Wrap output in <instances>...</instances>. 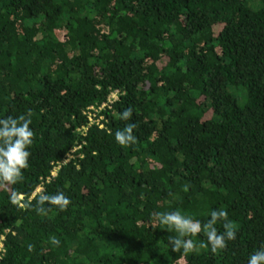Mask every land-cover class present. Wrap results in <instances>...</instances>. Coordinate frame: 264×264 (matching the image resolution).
Listing matches in <instances>:
<instances>
[{"label": "trees", "instance_id": "trees-1", "mask_svg": "<svg viewBox=\"0 0 264 264\" xmlns=\"http://www.w3.org/2000/svg\"><path fill=\"white\" fill-rule=\"evenodd\" d=\"M20 114L35 138L0 184V264H247L264 245V0H0V118ZM38 186L71 204L11 202ZM220 208L238 231L216 253L154 226Z\"/></svg>", "mask_w": 264, "mask_h": 264}, {"label": "clouds", "instance_id": "clouds-1", "mask_svg": "<svg viewBox=\"0 0 264 264\" xmlns=\"http://www.w3.org/2000/svg\"><path fill=\"white\" fill-rule=\"evenodd\" d=\"M133 116L131 106L125 108L120 113L122 120H130ZM32 123L31 116L20 114L17 116L8 115L0 118V184L14 185L23 180L24 169L29 167V157L31 155L29 148L32 146L35 133L30 127ZM136 123H129L123 129L115 132V140L121 146L135 144L137 137L134 135ZM187 188V186H185ZM11 202L21 209L35 208L38 214H47L49 208L45 205L56 206L61 211L66 210L71 204L64 192L58 191L54 195L45 194L41 189H37L32 199L36 201L33 206L31 201L21 202L22 198L18 197L15 192L12 193ZM156 221L154 226H163L169 232H175L176 235L168 237V244L173 252L184 253L194 252L198 248H207L211 246V251L216 253L227 247L228 241H234L237 238V227L229 219L228 212L223 208L212 210L210 219L203 225L200 220L193 219L189 215L182 214L180 211L156 212L153 213ZM218 221L222 222L223 232H218L216 227ZM201 232L207 237V243L199 244L191 238ZM49 242L54 246H59L61 241L56 236H50ZM28 251L34 250V245L29 244ZM247 264H264V245L251 253Z\"/></svg>", "mask_w": 264, "mask_h": 264}, {"label": "built area", "instance_id": "built-area-1", "mask_svg": "<svg viewBox=\"0 0 264 264\" xmlns=\"http://www.w3.org/2000/svg\"><path fill=\"white\" fill-rule=\"evenodd\" d=\"M115 93H116V91H112V92L108 95V101H109V102H110L112 99H115V97H116ZM90 109H91V106L88 107V110H90ZM88 112H89V111H88ZM69 157H71V154H67V158H66L65 160H67ZM65 160H64V161H65ZM58 165H59V163L54 164V166L52 167L51 172H50L51 176H53V175L55 174ZM38 187L41 188L40 186H38ZM38 187H37V188H38ZM37 188H36V189H37ZM1 247H2V245H1V243H0V251H1Z\"/></svg>", "mask_w": 264, "mask_h": 264}, {"label": "rangeland", "instance_id": "rangeland-1", "mask_svg": "<svg viewBox=\"0 0 264 264\" xmlns=\"http://www.w3.org/2000/svg\"><path fill=\"white\" fill-rule=\"evenodd\" d=\"M37 189H40V188L38 187ZM37 189H36V190H37Z\"/></svg>", "mask_w": 264, "mask_h": 264}]
</instances>
